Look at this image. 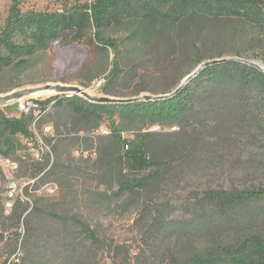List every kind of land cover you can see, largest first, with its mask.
<instances>
[{
	"label": "rangeland",
	"instance_id": "rangeland-1",
	"mask_svg": "<svg viewBox=\"0 0 264 264\" xmlns=\"http://www.w3.org/2000/svg\"><path fill=\"white\" fill-rule=\"evenodd\" d=\"M94 1L20 0L18 7L21 13L61 12L75 4ZM11 5L12 0H0V30ZM93 32L91 29L86 34ZM100 34L115 41L116 54L111 47L89 49L69 44L66 38L59 39L47 50L0 73V97L45 85H64L83 88L95 97L129 100L171 94L196 68L213 60L238 59L264 67V38L260 40L258 30L237 20L208 21L192 17L176 25L127 20L119 25H104ZM114 64L117 70L113 75ZM63 96L71 95L29 96L21 102H44ZM214 97L215 101H230L229 96L221 99V95L214 94ZM206 98L198 90L192 112L180 124L152 123L117 113L105 118L101 128L93 132L78 131L81 124L77 118L70 116L68 109L54 105L37 125L41 141L34 154L40 156L39 161L27 151L28 139L21 138L28 155L23 160H30L26 161L28 167L20 164L18 176L23 182L36 179L31 193L24 192L31 200L20 221L25 230L24 264H31L32 254L43 251L46 260H53L48 264H136L143 256L157 263L173 247L178 234L184 235L186 227L194 228L191 223L206 230L214 229L210 214L189 201L191 194L217 188L223 180L231 178L239 183L242 178L264 184V175L259 173H242L238 177L236 171H220L215 167L216 161L206 154L203 136L199 134L203 131L201 119L207 107ZM19 102L11 101L1 107L6 116H21ZM48 126L52 131L47 134L44 129ZM66 128L71 130L69 134ZM113 128L122 130L124 139L153 133L146 139L150 154L168 165L171 180L161 196L165 197L162 201L169 202V207L157 224L152 216L139 213L140 203L147 198L144 193L114 197L124 174L134 180L157 168L143 174L127 173L119 161V142L106 135ZM247 147H242L244 158L248 155ZM8 187V176L0 169V216ZM18 204L14 203L6 222L11 238L0 239V264L13 251L19 237L20 226L16 227L13 218L19 214ZM238 211V224L248 223L253 230L264 233V201L244 205ZM73 218L97 230L104 243L91 248ZM29 228L33 229L32 234ZM33 235L34 238L30 237ZM185 239L202 244L204 236L186 235ZM66 250H71V255L62 262L59 257L68 254Z\"/></svg>",
	"mask_w": 264,
	"mask_h": 264
},
{
	"label": "trees",
	"instance_id": "trees-1",
	"mask_svg": "<svg viewBox=\"0 0 264 264\" xmlns=\"http://www.w3.org/2000/svg\"><path fill=\"white\" fill-rule=\"evenodd\" d=\"M20 0H12L3 28L0 30V73L39 52L50 48L59 39L66 38L69 44H80L89 49H114L112 39H104L100 29L104 25H119L127 20H142L148 23L164 22L179 24L192 17L208 21L237 20L256 29L264 38V0H95L90 4H75L61 12L21 13ZM93 30L90 35L86 31ZM237 60V59H236ZM235 59L204 68L175 96L150 102L128 104H96L79 96L53 97L42 102L68 109L70 116L81 124L78 131L93 132L101 128L105 118L119 113L124 118L147 119L152 123L180 124L187 121L193 109L197 91L208 97L202 111L201 127L204 150L211 156L215 167L222 172L259 173L264 175V73L257 68ZM117 70L113 65L112 74ZM190 75V74H189ZM220 91V92H219ZM214 94L221 99L215 101ZM214 102V103H213ZM192 112V111H191ZM118 114V115H119ZM33 116L8 117L0 107V155L28 167L22 140L32 138L29 128ZM71 130L66 128L69 134ZM107 136L119 142L120 163L130 174H143L155 168L153 173L129 180L124 174L116 198L144 193L146 199L139 205V213L150 215L157 224L164 217L169 202L161 196L170 178L167 166L154 159L146 142L153 133L136 134L132 139L122 138V130L110 129ZM247 154L243 157V146ZM48 165V161L45 162ZM31 167V166H30ZM247 177L249 175H246ZM244 176V177H246ZM240 179V178H239ZM250 182V184H248ZM194 201L214 220V229L206 230L191 223L159 262L153 263L143 256L136 264H264V233L253 230L248 223L238 224L239 209L244 205L264 201V184H255L249 179L223 180L217 188H207L200 194H191ZM28 206L18 204L14 215L15 225L20 226L22 215ZM79 232L91 248L104 243L103 236L88 224L75 218ZM30 226V224H29ZM29 233L33 229L29 228ZM203 234L202 244L188 242L185 237ZM34 238L33 236H30ZM188 238V237H187ZM63 254L62 262L70 257ZM189 251V252H188ZM66 253V252H65ZM31 264H48L45 252L32 254ZM55 264V263H54ZM134 264V263H133Z\"/></svg>",
	"mask_w": 264,
	"mask_h": 264
},
{
	"label": "built area",
	"instance_id": "built-area-1",
	"mask_svg": "<svg viewBox=\"0 0 264 264\" xmlns=\"http://www.w3.org/2000/svg\"><path fill=\"white\" fill-rule=\"evenodd\" d=\"M18 109L20 115L33 116V122L29 128L32 133V138L26 142L27 151L31 153L32 158L39 161L41 158L38 154H34L36 146L40 143L41 139L37 133V125L41 118L48 113V111L54 107L55 101H51L45 105L42 102L24 101L19 100ZM51 126L44 129L45 133H50ZM0 169H2L8 176L9 187L8 196L3 205V213L0 216V239L7 240L11 238L10 232L6 228V222L11 215L14 203H20L25 206L31 204L30 198L24 194V192L31 193L36 179L28 178L21 180L18 176L20 170V163L10 158L0 155ZM25 237L24 224L21 222L19 237L15 244L13 251L3 260L1 264H24V251H23V240Z\"/></svg>",
	"mask_w": 264,
	"mask_h": 264
},
{
	"label": "water",
	"instance_id": "water-1",
	"mask_svg": "<svg viewBox=\"0 0 264 264\" xmlns=\"http://www.w3.org/2000/svg\"><path fill=\"white\" fill-rule=\"evenodd\" d=\"M236 60V59H235ZM226 61H229L228 59H218V60H213L209 62H205L202 65H200L196 70H194L190 75H188L183 82L179 85V87L172 92L171 94L168 95H161V96H144L142 98H135V99H129V100H119V99H113L109 97H95L89 95L85 89L80 88V87H75V86H64V85H45L42 87L38 88H30L24 91H17L13 92L11 94H8L6 96L0 97V107L6 105L7 103L15 100H21L25 97H29L37 92L41 91H55L56 94H69L71 96L76 95L79 97L84 98L85 100L91 102V103H96V104H128V103H134V102H150V101H159V100H164L170 97L175 96L177 93H179L185 85L190 82L195 76H197L204 68L218 64V63H224ZM243 62L245 64L251 65L261 72L264 73V67L256 64V63H251V62H245L241 60H236Z\"/></svg>",
	"mask_w": 264,
	"mask_h": 264
},
{
	"label": "bare ground",
	"instance_id": "bare-ground-1",
	"mask_svg": "<svg viewBox=\"0 0 264 264\" xmlns=\"http://www.w3.org/2000/svg\"><path fill=\"white\" fill-rule=\"evenodd\" d=\"M56 92L55 91H41V92H37L31 96H35V97H41V96H52L55 95Z\"/></svg>",
	"mask_w": 264,
	"mask_h": 264
}]
</instances>
